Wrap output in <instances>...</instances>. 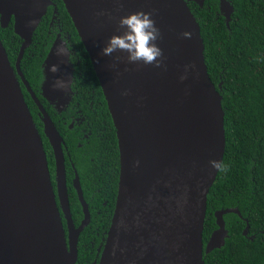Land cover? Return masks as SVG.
<instances>
[{
  "label": "water",
  "instance_id": "95a60500",
  "mask_svg": "<svg viewBox=\"0 0 264 264\" xmlns=\"http://www.w3.org/2000/svg\"><path fill=\"white\" fill-rule=\"evenodd\" d=\"M61 1L117 138V192L98 264H204L203 254L223 247L228 237L223 216L240 213L237 208L215 212L217 228L203 245L207 194L218 173L208 162L222 160L225 148L220 85L217 89L208 76L200 28L187 5L202 7L203 0ZM218 1L228 27L233 8ZM51 5V0H0V27L12 20L22 40L13 67L0 41V264H75L79 235L90 222L77 175L73 185L83 218L78 227L72 221L62 139L20 71L24 51ZM138 11L152 12L160 29L162 67L128 63L125 53H101L108 37L119 34V18ZM185 31L190 38L181 35ZM57 45L41 65V91L50 104L64 106L70 91L51 84L55 76L71 83L73 67L69 55H55ZM54 63L60 69L55 74L48 71ZM185 65L192 68L181 81ZM20 82L37 105L53 151L55 189ZM247 230L248 225L244 235Z\"/></svg>",
  "mask_w": 264,
  "mask_h": 264
},
{
  "label": "trees",
  "instance_id": "16d2710c",
  "mask_svg": "<svg viewBox=\"0 0 264 264\" xmlns=\"http://www.w3.org/2000/svg\"><path fill=\"white\" fill-rule=\"evenodd\" d=\"M52 1L62 28L69 32L75 60L79 61L76 76L78 71L85 75L93 91L87 101L81 100L79 105L92 130L86 143L78 139L79 134L71 139L61 130L57 110L47 107L39 95L41 62L51 43V37H46L50 11L34 31L31 44L20 61V71L74 156L82 196L90 214V222L78 238L75 264H94L114 209L119 175L117 138L103 93L72 21L62 1ZM227 1L233 8L228 27L219 11L218 0H203L202 7L195 2L187 3L200 28L208 76L217 89L220 85L218 91L224 113L222 161L227 171H218L207 194L203 245L217 228L215 212L237 208L240 213V216L235 213L223 216L228 233L225 244L203 254V262L264 264V0ZM0 41L13 67L22 40L14 34L12 20L6 28L0 27ZM21 88L33 122L40 131L38 110L30 95ZM90 102L93 108L88 106ZM41 136L49 170L53 171L51 149ZM77 140L82 147H76ZM72 177L73 172L68 169L67 181ZM68 199L73 223L78 227L83 218L82 209L76 192L71 188L68 189ZM247 225V234L244 235Z\"/></svg>",
  "mask_w": 264,
  "mask_h": 264
},
{
  "label": "flooded vegetation",
  "instance_id": "af4514ba",
  "mask_svg": "<svg viewBox=\"0 0 264 264\" xmlns=\"http://www.w3.org/2000/svg\"><path fill=\"white\" fill-rule=\"evenodd\" d=\"M51 2H52V5L49 6L47 8V11H46V14L48 13V11H50V13H51V18H50L51 21L49 22L50 26H48V31H47V36H46V37H51V43H50V45L48 47V50L45 53V56H44V58H43L41 63H43V61L46 58L47 54L49 53L52 45L56 41H57L58 44H60V41H63L65 43L67 48L70 50L69 62L71 64V66L73 67L72 81L70 83V92H69L70 100L64 106H60V104L56 100L52 101V103H55V104H51L50 105V103L43 98L41 88L39 90V95H40L41 99L43 98L42 99L43 103L47 104V107L51 108L50 106H52L54 109L57 110L56 112H58V113H56V114H58V116H60V120H61L60 123H59L61 130H63L67 134V136L70 137L71 139L73 137H76L79 134L78 139H80L81 141H84V143H86L85 141L90 137L92 130L89 129L90 126L87 123V121H85V115H83L81 113V110L79 109V105H80V103L82 101L86 102L87 98H89L91 96L90 92H93V91H91V85H89L86 82L85 75H82L81 72L78 71V75L76 76L77 65L79 64V61L75 60L76 59L75 58V54L76 53H75L74 48H72L69 32L62 28V25L60 24V20L58 19L59 16H58V11L56 9V5L53 3L52 0H51ZM46 14L43 17H46ZM43 80H44V78H43V76H41L40 87L42 85ZM20 87H23L25 89V91L27 92L26 88L24 87V85L21 82H20ZM21 90H22V88H21ZM30 90H31V88H30ZM32 93L34 94L33 91H32ZM37 100L39 101L38 98H37ZM39 103L43 106V104L40 101H39ZM35 106L37 108L36 104H35ZM88 106L90 108H93V107H91L92 106V102L88 103ZM43 108H44V106H43ZM37 110H38V108H37ZM51 110H53V109L51 108ZM45 112H46V110H45ZM93 112H94V109L91 110V113H93ZM37 117L39 118V120L41 122V128H40V131L37 128L36 129H37V131H38V133H39V135L41 137L42 144H43V138H42L41 134L46 139V141H47V143H48V145H49V147L51 149L52 160H53V171L49 170L48 162H47V166H48V170H49V174H50V178H51V182H52L53 188L55 189V160H54V155H53L52 148H51V146L49 144V141L44 135V132H43L44 126H43V123L41 121V116L39 115V113H37ZM49 118H50V116H49ZM58 122L59 121H57V123ZM52 123H53V121H52ZM53 125H54L56 131L58 132L59 136L62 139L61 148H62V153H63V158H64V168H65L67 191H68L69 188H71L72 190L75 191V187L73 185V180L75 178V175H77L78 180H79V176H78V173H77V171L75 169L74 156H72L71 150L69 151V149L67 148V146H66L67 144H66V141H65L64 137H62L60 135V133H59V131L56 128L54 123H53ZM82 146L83 145L78 143V140H77L76 147L80 148ZM43 149H44V145H43ZM44 153H45V151H44ZM45 157H46V154H45ZM46 161H48L47 158H46ZM68 169L73 172V177L71 178V180L69 182L67 181ZM79 185H80V181H79ZM80 188H81V185H80ZM81 191H82V189H81ZM71 218H72V216H71ZM62 222H63V226L65 228V221L63 220ZM103 245H104V242L101 245V248H100L99 252H98V249H97V256L95 255V257H94V260L96 261L95 264H98V261H99V258H100V254H101V251L103 249Z\"/></svg>",
  "mask_w": 264,
  "mask_h": 264
},
{
  "label": "clouds",
  "instance_id": "9594fccd",
  "mask_svg": "<svg viewBox=\"0 0 264 264\" xmlns=\"http://www.w3.org/2000/svg\"><path fill=\"white\" fill-rule=\"evenodd\" d=\"M152 12L138 11L121 16L118 20L117 32L108 37L105 45L101 49L102 55L113 56L114 53H125L128 63H143L145 65L152 64L154 67H162L163 51L158 46L157 41L161 38L160 29L156 26L152 18ZM121 29H123L121 31ZM184 38H190L191 33L185 31L181 33ZM55 55L63 56L70 55V50L63 41L56 46ZM119 60V56L114 57ZM191 65H185L184 73L179 77L181 81L187 78ZM50 73L60 71L58 64L48 66ZM70 81L55 76L51 87L53 89L68 92ZM126 94V93H124ZM210 168L224 172L227 171V166L222 160L210 159Z\"/></svg>",
  "mask_w": 264,
  "mask_h": 264
}]
</instances>
